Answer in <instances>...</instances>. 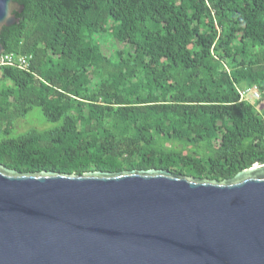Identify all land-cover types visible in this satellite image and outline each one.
I'll list each match as a JSON object with an SVG mask.
<instances>
[{"label":"trees","instance_id":"1","mask_svg":"<svg viewBox=\"0 0 264 264\" xmlns=\"http://www.w3.org/2000/svg\"><path fill=\"white\" fill-rule=\"evenodd\" d=\"M15 1L0 43L32 59L0 67L6 167L222 181L264 164V0ZM36 107L52 126L20 131Z\"/></svg>","mask_w":264,"mask_h":264},{"label":"water","instance_id":"2","mask_svg":"<svg viewBox=\"0 0 264 264\" xmlns=\"http://www.w3.org/2000/svg\"><path fill=\"white\" fill-rule=\"evenodd\" d=\"M23 8L0 0V34ZM0 264H264V164L219 181L0 163Z\"/></svg>","mask_w":264,"mask_h":264},{"label":"built area","instance_id":"3","mask_svg":"<svg viewBox=\"0 0 264 264\" xmlns=\"http://www.w3.org/2000/svg\"><path fill=\"white\" fill-rule=\"evenodd\" d=\"M32 56L30 55H19L15 53H2L0 56V67L2 66H12L20 69L28 70L30 69V62ZM240 93L241 100L253 101L260 99V91L258 86L252 85L245 88L238 89Z\"/></svg>","mask_w":264,"mask_h":264},{"label":"rangeland","instance_id":"4","mask_svg":"<svg viewBox=\"0 0 264 264\" xmlns=\"http://www.w3.org/2000/svg\"><path fill=\"white\" fill-rule=\"evenodd\" d=\"M106 44H104V53H108L109 51H112L116 48H124L125 45L119 43H115L113 38L102 37ZM255 102V100H253ZM256 104V103H255ZM258 106V105H257ZM260 110V107H257ZM28 119L21 120L19 123V130L25 131L33 127L37 128H44L45 126L50 127L52 126L51 123L47 122L41 113L40 109L36 107L28 116ZM46 124V125H45Z\"/></svg>","mask_w":264,"mask_h":264}]
</instances>
